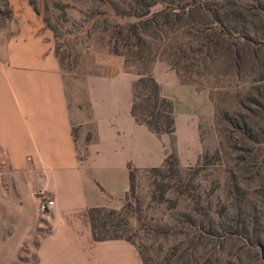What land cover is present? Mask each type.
Instances as JSON below:
<instances>
[{"label":"rangeland","instance_id":"374dc122","mask_svg":"<svg viewBox=\"0 0 264 264\" xmlns=\"http://www.w3.org/2000/svg\"><path fill=\"white\" fill-rule=\"evenodd\" d=\"M26 1L68 93L81 96L84 77L142 74L145 119L153 65L192 91L164 97L176 110L175 133H161L170 157L133 169L123 206L97 215L105 232L132 241L145 264H264V0ZM11 12L0 0V28ZM35 245L0 241V264H35Z\"/></svg>","mask_w":264,"mask_h":264},{"label":"crops","instance_id":"0c3cea01","mask_svg":"<svg viewBox=\"0 0 264 264\" xmlns=\"http://www.w3.org/2000/svg\"><path fill=\"white\" fill-rule=\"evenodd\" d=\"M8 3L11 19L0 28V241L10 252L34 241L35 264H144L129 239H94L88 210L121 208L129 167L161 164L167 135L131 115V72L84 77L81 96L68 93L41 20L26 0ZM150 73L162 97L190 90L168 67ZM42 194L53 206L40 213Z\"/></svg>","mask_w":264,"mask_h":264},{"label":"trees","instance_id":"16d2710c","mask_svg":"<svg viewBox=\"0 0 264 264\" xmlns=\"http://www.w3.org/2000/svg\"><path fill=\"white\" fill-rule=\"evenodd\" d=\"M218 16L216 14H213V19H217ZM138 75V74H137ZM143 77L142 74H139L137 78L134 80L132 86H131V92H132V103L130 104V113L135 118L136 123L142 124L145 127H147L150 131H152L154 134L159 135L161 133H172L173 132V117H172V111H171V103L166 100L164 97H162L159 93V85L155 82L154 78L152 77L151 73L148 71L144 74L145 82L147 83V92L149 93V97H147L146 103L144 104L145 110H144V117L145 119H140L136 115V99L138 98L135 89L136 86L141 82L140 78ZM161 103L165 105L166 107V114L160 115V113L156 115L155 107L156 104ZM163 116V117H162ZM161 118V120H159ZM170 157L169 153L166 155V157L163 158L162 161H166L167 157ZM129 188L132 185V178H133V168L129 167ZM103 209L99 207L91 208L88 210V216L90 220V228L91 233L94 239L98 240H104L108 238H121L122 236L115 235L113 233H107L104 230V223L99 222V219L97 217L98 213L101 212ZM260 246V243H258ZM143 259V258H142ZM144 263V259H143ZM145 264V263H144Z\"/></svg>","mask_w":264,"mask_h":264},{"label":"built area","instance_id":"2783aa9c","mask_svg":"<svg viewBox=\"0 0 264 264\" xmlns=\"http://www.w3.org/2000/svg\"><path fill=\"white\" fill-rule=\"evenodd\" d=\"M51 206H53V200L42 194L38 201L37 210L40 213L45 212L48 211Z\"/></svg>","mask_w":264,"mask_h":264}]
</instances>
